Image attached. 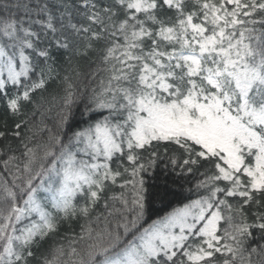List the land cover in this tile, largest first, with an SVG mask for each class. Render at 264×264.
<instances>
[{"label": "snow or ice", "instance_id": "obj_1", "mask_svg": "<svg viewBox=\"0 0 264 264\" xmlns=\"http://www.w3.org/2000/svg\"><path fill=\"white\" fill-rule=\"evenodd\" d=\"M0 264H264V0H0Z\"/></svg>", "mask_w": 264, "mask_h": 264}]
</instances>
